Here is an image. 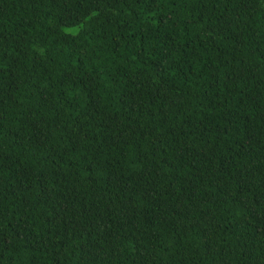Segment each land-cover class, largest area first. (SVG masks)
I'll use <instances>...</instances> for the list:
<instances>
[{"label": "trees", "instance_id": "trees-1", "mask_svg": "<svg viewBox=\"0 0 264 264\" xmlns=\"http://www.w3.org/2000/svg\"><path fill=\"white\" fill-rule=\"evenodd\" d=\"M0 264H264V0H0Z\"/></svg>", "mask_w": 264, "mask_h": 264}]
</instances>
